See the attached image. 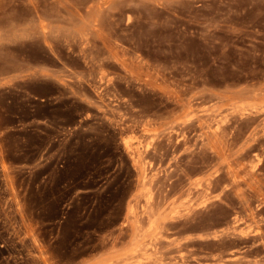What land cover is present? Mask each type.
I'll return each instance as SVG.
<instances>
[{
	"label": "rangeland",
	"instance_id": "rangeland-1",
	"mask_svg": "<svg viewBox=\"0 0 264 264\" xmlns=\"http://www.w3.org/2000/svg\"><path fill=\"white\" fill-rule=\"evenodd\" d=\"M0 264H264V0H0Z\"/></svg>",
	"mask_w": 264,
	"mask_h": 264
}]
</instances>
